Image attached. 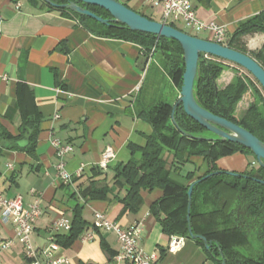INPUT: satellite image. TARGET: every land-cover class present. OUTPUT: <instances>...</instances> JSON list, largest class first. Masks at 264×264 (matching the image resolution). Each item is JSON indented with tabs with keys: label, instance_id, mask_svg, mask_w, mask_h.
Here are the masks:
<instances>
[{
	"label": "crops",
	"instance_id": "1",
	"mask_svg": "<svg viewBox=\"0 0 264 264\" xmlns=\"http://www.w3.org/2000/svg\"><path fill=\"white\" fill-rule=\"evenodd\" d=\"M124 1L134 11L163 23L161 6L148 0ZM190 2L202 22L226 26L227 42L242 22L264 11V0ZM151 9L160 13L151 14ZM0 18V126L18 137L24 110L36 109L42 118L38 160L22 150L25 140L18 143L21 150H11L0 139V194L6 199L23 197L27 208L40 201L41 215L32 234L34 248H46L53 223L60 218L72 223L76 207L81 206L89 229L71 247L60 246L55 254L68 259V264H116L121 245L114 232L93 228L96 212L104 213L124 229L143 221L139 246L148 254L157 253L158 264H214L192 238L186 239L177 254L168 253L170 237L151 211L163 195L161 190L143 191V203L136 214L122 213L123 204L115 199L126 195L114 187L115 169L131 160L130 145L145 146L153 133L144 114L159 102L169 103L158 97V91L150 96L146 93L153 58L141 71L138 59L144 54L140 46L100 37L77 19L40 9L30 0H0ZM201 33L205 35L201 39L213 41L210 32ZM242 43L248 53L256 52L264 45V34L247 35ZM158 71L170 78L161 65ZM225 73L218 81L219 89L233 79L226 81ZM170 88L169 94L177 102L180 93L172 81ZM55 139L73 148L65 157L66 169L74 179L70 185L58 177L59 158L52 145ZM107 149H112L116 157L103 171L98 164ZM250 161H254L253 157L238 153L219 160L218 167L243 173ZM192 162L197 177L209 169L200 158ZM110 188L113 191L104 198L89 196L91 190ZM2 214L0 209V236L13 240L14 226L11 221L4 223ZM65 233L68 232L60 234ZM0 264H29L24 246L16 241L10 249L0 252Z\"/></svg>",
	"mask_w": 264,
	"mask_h": 264
},
{
	"label": "trees",
	"instance_id": "2",
	"mask_svg": "<svg viewBox=\"0 0 264 264\" xmlns=\"http://www.w3.org/2000/svg\"><path fill=\"white\" fill-rule=\"evenodd\" d=\"M50 1L60 6L70 2ZM30 3L40 9L57 11L65 17L77 19L100 37L134 43L141 47L144 55L151 58L159 54L174 86L181 91L185 62L183 49L178 42L134 32L121 24L103 25L62 7H53L44 0H30ZM80 5L97 16L111 19V15L104 9ZM142 15L155 21L149 15ZM171 26L180 30L175 24ZM256 33L264 34V11L242 22L226 45L250 55L264 68V45L260 50L248 53L242 43L243 37ZM231 65L239 67L211 56L207 58V63L199 61L194 84L196 101L202 108L243 127L264 142V90L249 74L237 69H233L235 74L229 85L219 89L218 81L226 71L232 69ZM248 95L253 100L240 115L239 105ZM173 106L159 102L144 114L153 128L152 135L143 147L130 145L131 160L115 169L114 187L126 192L122 198L115 197L123 204L122 213L136 214L139 211L143 203V191L161 190L163 195L152 205L151 211L164 234L191 239L190 225L193 235L203 236L211 244L210 249H207L203 241H195L203 247L208 260L214 264H264V184L257 181H264V168L258 164L251 151L218 138L188 117L182 105L175 112L176 126L172 120ZM41 123L42 118L36 109L24 110L20 135L14 137L0 126V139L11 150H21L18 143L25 140L27 145L22 150L33 160H38ZM207 133L212 134L213 138H208ZM238 153L250 155L254 159L245 172H234L239 174L234 176L218 167L219 160ZM194 158L202 159L209 168L199 177L196 176L197 170L192 162ZM187 165L194 169L184 172ZM192 185L194 188L188 221V191ZM112 191L113 188L91 190L89 196L104 198ZM88 229L89 224L82 216V207L77 206L71 230L58 234L57 243L69 248Z\"/></svg>",
	"mask_w": 264,
	"mask_h": 264
},
{
	"label": "water",
	"instance_id": "3",
	"mask_svg": "<svg viewBox=\"0 0 264 264\" xmlns=\"http://www.w3.org/2000/svg\"><path fill=\"white\" fill-rule=\"evenodd\" d=\"M44 1L53 7H62L80 16L89 17L103 25L121 24L134 32L152 34L159 38L178 42L184 52L185 73L180 97L173 106V123L177 126L175 112L177 108L182 105L184 112L188 117L199 123L207 131L216 135L218 138L238 144L251 151L258 164L264 168V142L243 127L224 118L218 117L202 108L196 101L194 95V84L198 73L199 61L202 60L207 63V58L209 56L243 68L255 78L264 90V68L255 59L247 54L230 48L228 45H221L213 41L191 36L171 25L152 21L142 14L125 6L118 0H70L68 4L62 6L55 4L50 0ZM80 4L104 9L111 15V19H104L97 16ZM149 60L150 57L147 55L140 56L138 59V68L141 71H145ZM24 145H27L26 141H24ZM227 174L234 176L239 175L234 172H227ZM257 181L264 184V181ZM193 188L194 185H192L188 191V221L190 220ZM189 231L193 240L203 241L205 247L210 249L211 244L205 237L192 234L190 225Z\"/></svg>",
	"mask_w": 264,
	"mask_h": 264
},
{
	"label": "built area",
	"instance_id": "4",
	"mask_svg": "<svg viewBox=\"0 0 264 264\" xmlns=\"http://www.w3.org/2000/svg\"><path fill=\"white\" fill-rule=\"evenodd\" d=\"M154 6H161L163 10V24L177 25L183 24L185 27L197 33L208 31L213 36V42L226 45L227 28L216 22L204 23L196 15L190 0H148ZM2 19L0 18V23ZM151 58V57H150ZM58 118V116H56ZM59 158L57 164L58 177L60 181L69 185L73 181V176L67 171L65 157L73 151L69 145H64L58 139L52 141ZM112 149H107L102 155L98 164L99 169L107 171L110 162L115 158ZM255 164V163H254ZM12 168V166H10ZM0 209H2V219L4 223L12 222L15 229L13 240H3L0 236V252L8 250L17 241L25 248L26 258L29 264H68V259L57 257L55 254L60 249L56 236L61 232L71 230V222L65 218L56 220L52 227L48 239V245L44 249H35L32 244V234L34 224L41 215L40 201L36 200L28 208L25 207L23 197L6 199L0 194ZM93 228L95 230L112 231L117 235L121 245L120 253L115 257L116 264H158L157 253L148 254L143 251L139 242L144 231V222L140 221L131 228L124 229L111 221L102 212L94 214ZM87 238H92L87 235ZM186 244V238L182 236L170 237L168 253L177 254Z\"/></svg>",
	"mask_w": 264,
	"mask_h": 264
},
{
	"label": "rangeland",
	"instance_id": "5",
	"mask_svg": "<svg viewBox=\"0 0 264 264\" xmlns=\"http://www.w3.org/2000/svg\"><path fill=\"white\" fill-rule=\"evenodd\" d=\"M119 2H121L122 4H126V1H124V0H119ZM150 13L151 14L160 13V10L151 9ZM155 16H156V14H155ZM155 19H157L158 21L160 20L158 18V15L155 17ZM177 27L180 30H182L183 32H185V33H187V34H189L191 36H195V37H198V38H204L205 37L204 33H197L195 31H192L191 29L185 27L183 24H177ZM160 65L164 68V70H166L162 57L159 54H156V56L152 59L151 72L149 74L148 80H147L146 85H145L146 93H147L148 96H150L152 94V92L158 91V97L160 96L161 100H167V101H169L170 104L175 105L176 101L169 94V91L171 89L170 87H171V81L172 80H170V78L168 76L167 77L162 76V74L158 71V67H160ZM231 66H232V69L226 71V73H225L224 78L226 79V81H230L233 78V76L235 74L233 69H237L241 73H244V74H249L251 76V78H253L255 80V78L250 73H248L246 70H244L243 68L236 67L234 65H231ZM180 92L181 91H179V93ZM252 100H253V98L250 95H248L247 97L244 98L242 103H240V105H239V114L240 115H242L247 110V108L251 104ZM206 135H207L208 138H213L212 134H210V133H207ZM249 157H252V156L249 155ZM249 159L251 160L252 158H249ZM192 169H193L192 166L187 165L185 167V169H184V172H188V171H190ZM226 172H228V171H226ZM187 242H188V240H187ZM201 251H202V254L206 257V254L203 251V249Z\"/></svg>",
	"mask_w": 264,
	"mask_h": 264
}]
</instances>
